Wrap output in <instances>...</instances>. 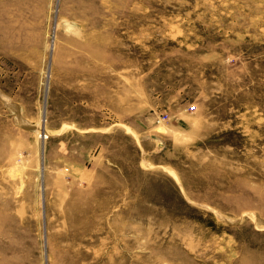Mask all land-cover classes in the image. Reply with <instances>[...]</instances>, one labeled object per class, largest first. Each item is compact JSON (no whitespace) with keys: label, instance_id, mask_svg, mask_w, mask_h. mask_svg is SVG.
<instances>
[{"label":"rangeland","instance_id":"rangeland-1","mask_svg":"<svg viewBox=\"0 0 264 264\" xmlns=\"http://www.w3.org/2000/svg\"><path fill=\"white\" fill-rule=\"evenodd\" d=\"M0 264H264V0H0Z\"/></svg>","mask_w":264,"mask_h":264},{"label":"bare ground","instance_id":"bare-ground-1","mask_svg":"<svg viewBox=\"0 0 264 264\" xmlns=\"http://www.w3.org/2000/svg\"><path fill=\"white\" fill-rule=\"evenodd\" d=\"M37 133H38V129H36ZM40 134V133H39Z\"/></svg>","mask_w":264,"mask_h":264}]
</instances>
